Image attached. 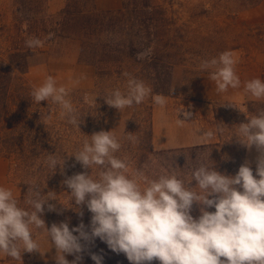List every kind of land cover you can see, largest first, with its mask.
<instances>
[{"label": "clouds", "instance_id": "1", "mask_svg": "<svg viewBox=\"0 0 264 264\" xmlns=\"http://www.w3.org/2000/svg\"><path fill=\"white\" fill-rule=\"evenodd\" d=\"M26 44L29 48L39 47L41 41L32 38ZM237 63L233 52L225 51L218 58L203 61L200 68L209 71L218 92H226L240 87ZM126 89L111 91L104 102L121 111L141 104L152 91L132 77ZM244 91L256 100L264 99V80L247 81ZM31 96L38 104L51 100L62 109L67 123L80 129L85 115L73 107L66 98L68 91L57 87L53 77L34 88ZM152 100L162 107L167 103L159 94ZM181 116L179 125L193 120V113L185 108ZM237 125L231 140L235 138L249 150L255 147V173L249 161L241 164L234 175L221 172L215 161L208 162L213 161L209 155L186 177L167 171L153 177L143 168L130 171L128 160L116 155L121 143L112 131L88 135L90 139L67 156L74 157L86 170L65 175L62 181L71 206L62 204L55 192L45 193L38 185H29L28 207H21L10 189L0 187V253L20 261L25 252L41 253L34 233L42 231L55 248V264H80L81 254L97 238L112 252L124 254L130 264H264V110ZM223 131L217 127L202 130L201 135L211 141ZM67 157L49 154L45 164L53 173L59 169L63 175ZM94 167L99 169L95 177L91 174ZM52 200L80 217L86 207L91 213L90 224L86 226L81 220L70 228V221L65 220L48 227L43 215L45 206L48 211H56V206L49 203ZM194 205L199 209L196 217L192 215ZM67 255L74 259L69 261ZM91 259L95 264H103L104 260L95 253Z\"/></svg>", "mask_w": 264, "mask_h": 264}, {"label": "trees", "instance_id": "2", "mask_svg": "<svg viewBox=\"0 0 264 264\" xmlns=\"http://www.w3.org/2000/svg\"><path fill=\"white\" fill-rule=\"evenodd\" d=\"M237 1L242 8L235 10L234 15L257 7L263 0ZM48 6L49 0H0V157L16 163L18 170L28 175L41 191L47 193L51 190L58 194L62 204L71 206L68 190L62 181L65 175L86 170L75 162L74 157L67 156L82 147L83 141L90 138L88 135L99 128L104 105L89 106L79 92L68 91L66 98L81 116L85 115L78 129L67 123L61 115L62 109L53 105L51 100L35 103L31 96L34 87L27 81L32 59L47 54L46 48L56 44L57 39L67 38L80 44L79 62L93 67L100 79L114 76L120 80L127 74L128 79L132 77L147 83L153 96H167L176 64L171 50H180L183 44H180L179 37L175 38L179 32L175 18L169 16L160 0H123L121 9L109 11H99L94 0H67L56 15L49 13ZM257 33L264 44V25L257 28ZM32 38L39 39L41 45L29 48L26 41ZM126 60H132L137 66L130 74L124 70ZM242 105L247 107L249 117L264 110V103ZM152 110L148 117L151 139L154 127ZM216 114H219L217 108ZM49 154L61 159L67 157L63 175L59 169L53 173L46 166ZM148 154L156 166L155 176L167 171L186 177L201 160H208L209 155L213 161L208 162L215 161L217 170L234 175L244 163L246 148L236 141L224 139L217 144L148 151ZM251 167L255 173L256 166ZM91 174L96 176L93 172ZM29 196L24 193L16 198L21 207H28L26 200ZM82 211L84 215L80 217L73 209L63 208L60 204L56 211H48L45 206L43 219L48 227L65 220L70 221V228L81 220L87 226L91 213L86 207ZM192 215H199L196 205ZM34 235L48 239L42 231ZM92 245L99 247V251L93 253L103 256V264H130L124 254L112 252L99 238ZM91 254L88 251L87 264H95L91 263ZM8 262L11 264L12 259L8 258ZM152 264L159 262L153 261Z\"/></svg>", "mask_w": 264, "mask_h": 264}, {"label": "rangeland", "instance_id": "3", "mask_svg": "<svg viewBox=\"0 0 264 264\" xmlns=\"http://www.w3.org/2000/svg\"><path fill=\"white\" fill-rule=\"evenodd\" d=\"M66 2L67 0H64V7ZM160 2L167 9L169 16L175 18V25L179 28L175 38L179 37L180 44H183L180 50H171L176 64L173 68L169 95H162L167 100L165 106L153 102L152 91L139 105L121 111L108 106L103 98L117 88L126 92L127 76L123 75L120 80L114 76L100 79L93 67L79 62L80 44L67 38L57 39L56 44L46 48L47 54L35 56L32 59L33 66L27 75V81L34 88L41 86L47 77L51 76L55 79L57 87L63 86L67 91L79 92L89 106L103 104L99 128L93 130L92 134L105 128L106 131H112L121 143V149L116 155L128 160L130 171L143 168L150 176L156 174V166L149 155L151 152L148 154V151L168 150L176 144H187L192 147L217 144L224 139L231 140L232 134L239 127L237 124L247 122V117L251 118L247 115V107L242 104L264 103V99L256 100L249 94L244 102L208 98L210 95L224 96L225 92H218L216 82L209 78V71L200 68L203 61H210L225 51H231L238 61L235 71L242 76L244 83L254 78L264 80V44L257 36V28L264 25V0L257 7L236 15L233 12L242 8L237 0H160ZM54 7L59 8L57 3ZM48 10L51 15H56L62 9ZM135 68L137 66L132 60L125 61L126 72L130 74ZM201 71L206 73L202 74ZM194 84L197 85L194 87ZM194 89L198 90L201 97L195 96ZM232 104L239 106L244 113L229 106ZM151 108L154 120L152 139L149 137L148 128ZM184 108L193 113V120L179 125L177 120L183 118L180 117V113ZM216 108L219 114H216ZM217 127L223 128L224 131L222 134L217 133L211 141L201 135L202 130H215ZM167 130L172 131L171 137ZM184 134L187 138L182 137ZM156 141L167 142V145L158 148ZM232 141H236L235 138ZM257 156L255 147L250 150L246 148L243 162L249 161L251 166H256ZM98 171V168L92 169L94 174ZM29 185H33V180L20 172L16 163L0 157V187L10 189L14 198H19L24 193L30 195L27 192ZM57 199L61 200L59 196ZM53 204L59 205L56 200ZM35 238L38 243L50 241L40 235H35ZM98 248L88 245L87 250L81 254L83 259L80 264H87L88 251L93 254L99 251ZM73 259L74 256L69 261ZM21 260L12 259L11 264H34L35 261L33 253L26 252L22 254ZM91 263L95 262L92 260Z\"/></svg>", "mask_w": 264, "mask_h": 264}, {"label": "crops", "instance_id": "4", "mask_svg": "<svg viewBox=\"0 0 264 264\" xmlns=\"http://www.w3.org/2000/svg\"><path fill=\"white\" fill-rule=\"evenodd\" d=\"M57 3L59 8L56 9L54 7V4ZM95 6L99 11H109V10H118L121 9L122 4H123V0H94ZM64 7V0H49V8L52 11H58L63 9ZM43 68V66H40ZM41 69V68H40ZM241 81L240 87L237 89H232L230 88V90H227L224 93V96H220V97H213V96H209L208 98H218V99H227L230 101H234V102H244L247 100V98L249 97L247 95V93H245L244 91V80L242 78V76L238 73H236ZM199 83V82H198ZM197 84H194V87ZM195 91V96L196 97H201L198 95V90L194 89ZM168 129V127H167ZM168 133L170 134L169 137H171V130H167ZM183 138H187V135H183ZM158 143V148H164L165 145H167V142L164 141H156V144ZM185 147H189L187 146V144H176V145H172L171 148L169 149H178V148H185ZM40 244V251L39 252H33V256L36 262L39 263H47V262H51V263H55L53 257L55 256V248H51V242L50 241H42L39 243ZM46 252V253H45ZM72 257V255H67L66 259L70 260ZM0 264H10L8 262V257L4 256L2 253H0Z\"/></svg>", "mask_w": 264, "mask_h": 264}]
</instances>
